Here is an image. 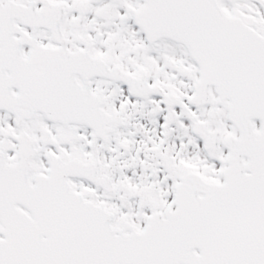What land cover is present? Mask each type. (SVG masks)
Returning <instances> with one entry per match:
<instances>
[{
    "label": "snow or ice",
    "instance_id": "snow-or-ice-1",
    "mask_svg": "<svg viewBox=\"0 0 264 264\" xmlns=\"http://www.w3.org/2000/svg\"><path fill=\"white\" fill-rule=\"evenodd\" d=\"M0 264H264V0H0Z\"/></svg>",
    "mask_w": 264,
    "mask_h": 264
}]
</instances>
